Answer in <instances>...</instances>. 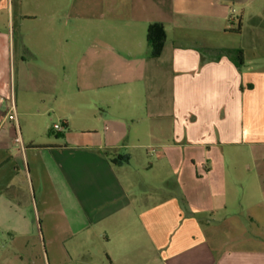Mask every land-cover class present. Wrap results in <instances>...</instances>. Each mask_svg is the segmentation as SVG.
Returning <instances> with one entry per match:
<instances>
[{
	"label": "crops",
	"instance_id": "1",
	"mask_svg": "<svg viewBox=\"0 0 264 264\" xmlns=\"http://www.w3.org/2000/svg\"><path fill=\"white\" fill-rule=\"evenodd\" d=\"M40 163L71 261L264 264V0H0L1 232Z\"/></svg>",
	"mask_w": 264,
	"mask_h": 264
},
{
	"label": "rangeland",
	"instance_id": "2",
	"mask_svg": "<svg viewBox=\"0 0 264 264\" xmlns=\"http://www.w3.org/2000/svg\"><path fill=\"white\" fill-rule=\"evenodd\" d=\"M247 34L249 35L250 33ZM247 38L232 39L228 43L230 45H237V47H246L248 44ZM23 133H25L24 128ZM50 138L52 140H62L63 136L57 135L56 137L53 134L50 135ZM50 138L46 136V143ZM147 158L152 161L154 160L151 156ZM139 166L140 163L134 161L131 168L137 169V172H140L141 176H135L137 182L135 185L136 192L140 194L146 193L148 199L150 197L157 199L164 198L170 193H174V180L170 181L169 184L160 186L162 180L160 174L138 168ZM42 167V163H40L41 176L39 179L36 176L35 170L32 169L34 191L31 189L29 191L27 184H24L22 179L19 180L16 197L13 196L17 223L16 225L14 224L13 232L11 233L0 231V264H111L106 257L97 258L94 262L79 258L71 261L67 257L68 246L64 241L62 242V239L70 236V233L64 221L55 213L56 196L47 179H42ZM24 175L25 173L20 175V178ZM175 176L176 174L174 173L173 178ZM39 180L44 182V195L41 187L38 186ZM143 180L151 183L152 186L147 188L142 187L138 182H142ZM154 187H162L163 190L155 191L154 189L156 188Z\"/></svg>",
	"mask_w": 264,
	"mask_h": 264
},
{
	"label": "trees",
	"instance_id": "3",
	"mask_svg": "<svg viewBox=\"0 0 264 264\" xmlns=\"http://www.w3.org/2000/svg\"><path fill=\"white\" fill-rule=\"evenodd\" d=\"M166 40L165 29L161 24H152L148 28L147 33V46L152 57H159L161 55L164 43ZM228 56L233 57L238 65L242 63V51L231 50L227 53ZM113 162H117L114 160Z\"/></svg>",
	"mask_w": 264,
	"mask_h": 264
},
{
	"label": "built area",
	"instance_id": "4",
	"mask_svg": "<svg viewBox=\"0 0 264 264\" xmlns=\"http://www.w3.org/2000/svg\"><path fill=\"white\" fill-rule=\"evenodd\" d=\"M9 119L15 123H18L17 113L14 109V106H12L11 114L9 115ZM53 129L56 132H61L64 129V127H63L62 123H58V124L56 123L53 125ZM18 141H20V138H18Z\"/></svg>",
	"mask_w": 264,
	"mask_h": 264
}]
</instances>
